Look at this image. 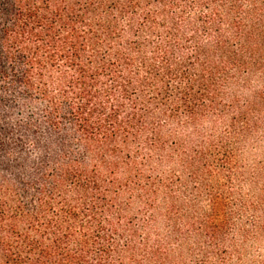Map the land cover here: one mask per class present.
Masks as SVG:
<instances>
[{
  "label": "trees",
  "instance_id": "16d2710c",
  "mask_svg": "<svg viewBox=\"0 0 264 264\" xmlns=\"http://www.w3.org/2000/svg\"><path fill=\"white\" fill-rule=\"evenodd\" d=\"M262 128L264 0H0V264H264Z\"/></svg>",
  "mask_w": 264,
  "mask_h": 264
},
{
  "label": "rangeland",
  "instance_id": "374dc122",
  "mask_svg": "<svg viewBox=\"0 0 264 264\" xmlns=\"http://www.w3.org/2000/svg\"><path fill=\"white\" fill-rule=\"evenodd\" d=\"M239 165L248 177L252 175L264 177V128L256 133L254 139L242 149L239 155Z\"/></svg>",
  "mask_w": 264,
  "mask_h": 264
}]
</instances>
